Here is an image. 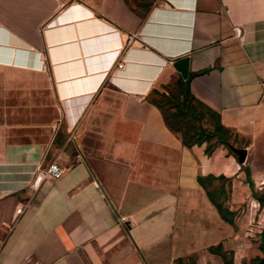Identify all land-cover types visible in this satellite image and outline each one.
I'll return each instance as SVG.
<instances>
[{
    "label": "crops",
    "instance_id": "0c3cea01",
    "mask_svg": "<svg viewBox=\"0 0 264 264\" xmlns=\"http://www.w3.org/2000/svg\"><path fill=\"white\" fill-rule=\"evenodd\" d=\"M151 1L0 0V264H178L235 234L242 154L264 178V0Z\"/></svg>",
    "mask_w": 264,
    "mask_h": 264
},
{
    "label": "rangeland",
    "instance_id": "374dc122",
    "mask_svg": "<svg viewBox=\"0 0 264 264\" xmlns=\"http://www.w3.org/2000/svg\"><path fill=\"white\" fill-rule=\"evenodd\" d=\"M145 6L149 5L151 0H142ZM170 93L168 107L177 106L179 103V95L182 90V83L171 81L166 87ZM162 104V99L156 97L154 99ZM175 110L171 111V114ZM169 115H167L168 118ZM181 126L193 131H199L200 126L197 120L180 112V118L177 120ZM243 168L246 171L247 180L252 184L251 200L243 203L238 210L230 212L223 209L225 218L235 224V234L224 244L196 253L178 264H259L264 259V251L262 248V233L264 231V178L255 181L252 179L248 158L242 154ZM225 195H217V200L227 197V186H223ZM218 189V188H216Z\"/></svg>",
    "mask_w": 264,
    "mask_h": 264
},
{
    "label": "built area",
    "instance_id": "2783aa9c",
    "mask_svg": "<svg viewBox=\"0 0 264 264\" xmlns=\"http://www.w3.org/2000/svg\"><path fill=\"white\" fill-rule=\"evenodd\" d=\"M119 69H123L124 65L121 63L118 65ZM243 164V163H242ZM64 174V170L56 163H53L49 166V168L41 173V177L42 179H45V178H52V179H59L63 176ZM23 211V209H18L17 212L19 214H21ZM122 220H125L124 218Z\"/></svg>",
    "mask_w": 264,
    "mask_h": 264
},
{
    "label": "water",
    "instance_id": "95a60500",
    "mask_svg": "<svg viewBox=\"0 0 264 264\" xmlns=\"http://www.w3.org/2000/svg\"><path fill=\"white\" fill-rule=\"evenodd\" d=\"M189 58L184 57L181 59H178L173 63L174 68L176 71L180 73V75L183 77V79H187L189 75ZM243 163V161H242Z\"/></svg>",
    "mask_w": 264,
    "mask_h": 264
},
{
    "label": "trees",
    "instance_id": "16d2710c",
    "mask_svg": "<svg viewBox=\"0 0 264 264\" xmlns=\"http://www.w3.org/2000/svg\"><path fill=\"white\" fill-rule=\"evenodd\" d=\"M250 186L252 187V184L251 183H250ZM261 201L264 202V197L261 199ZM218 209L223 213V209H222L221 205L218 206ZM224 217H225V215H224ZM262 248H263V251H264V231L262 233ZM259 264H264V259H262L259 262Z\"/></svg>",
    "mask_w": 264,
    "mask_h": 264
}]
</instances>
